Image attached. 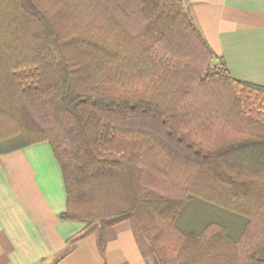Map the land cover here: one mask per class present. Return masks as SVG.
<instances>
[{
	"label": "trees",
	"instance_id": "obj_1",
	"mask_svg": "<svg viewBox=\"0 0 264 264\" xmlns=\"http://www.w3.org/2000/svg\"><path fill=\"white\" fill-rule=\"evenodd\" d=\"M47 141L61 218H130L156 264H264V86L181 0H0V155Z\"/></svg>",
	"mask_w": 264,
	"mask_h": 264
},
{
	"label": "crops",
	"instance_id": "obj_2",
	"mask_svg": "<svg viewBox=\"0 0 264 264\" xmlns=\"http://www.w3.org/2000/svg\"><path fill=\"white\" fill-rule=\"evenodd\" d=\"M234 79L264 86V0H181ZM62 171L47 141L0 155V264H156L130 218L104 225L61 218ZM144 242V244H143Z\"/></svg>",
	"mask_w": 264,
	"mask_h": 264
},
{
	"label": "rangeland",
	"instance_id": "obj_3",
	"mask_svg": "<svg viewBox=\"0 0 264 264\" xmlns=\"http://www.w3.org/2000/svg\"><path fill=\"white\" fill-rule=\"evenodd\" d=\"M135 229H136V232H137V235L139 236V239H141V240H143L144 242H145V244H144V242H143V244L144 245H146V249H148V251H149V248H148V243H147V241L144 239V237L141 235V233L139 232V230H138V228L137 227H135ZM150 252V251H149ZM151 253V252H150ZM152 254V253H151ZM152 256H154L153 254H152ZM155 258V257H154ZM155 263H156V260H155Z\"/></svg>",
	"mask_w": 264,
	"mask_h": 264
}]
</instances>
